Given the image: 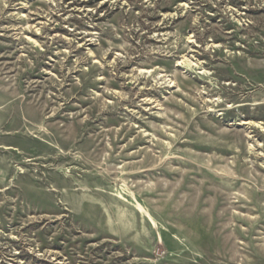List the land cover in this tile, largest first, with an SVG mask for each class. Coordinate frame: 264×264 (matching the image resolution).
I'll list each match as a JSON object with an SVG mask.
<instances>
[{
  "label": "rangeland",
  "instance_id": "374dc122",
  "mask_svg": "<svg viewBox=\"0 0 264 264\" xmlns=\"http://www.w3.org/2000/svg\"><path fill=\"white\" fill-rule=\"evenodd\" d=\"M0 264H264V0H0Z\"/></svg>",
  "mask_w": 264,
  "mask_h": 264
}]
</instances>
